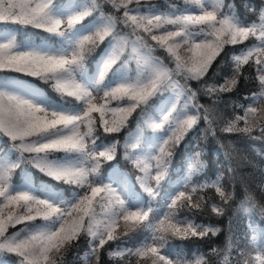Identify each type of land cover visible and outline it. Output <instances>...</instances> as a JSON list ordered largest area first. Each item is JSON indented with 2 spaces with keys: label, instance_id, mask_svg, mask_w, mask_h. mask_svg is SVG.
Here are the masks:
<instances>
[{
  "label": "snow or ice",
  "instance_id": "snow-or-ice-1",
  "mask_svg": "<svg viewBox=\"0 0 264 264\" xmlns=\"http://www.w3.org/2000/svg\"><path fill=\"white\" fill-rule=\"evenodd\" d=\"M244 6L255 19L225 0H182L166 10L151 0H0V141L8 143L0 151V257L101 264L106 253L112 264H264V230L251 219H264V205L247 191L235 209L249 219L243 247L231 219L223 247L204 252L183 243L220 233L198 214L223 216L235 202L224 185L225 171L237 179L232 141L228 150L220 146L224 162L214 176L205 171L203 149L181 161L175 180L170 175L176 149L201 122L204 140L217 131L236 134L264 157L256 147L264 145V7L248 0ZM21 28L48 36L37 43L25 32L18 39ZM226 47L230 75L217 83ZM245 66L254 75H245ZM21 76L49 85L56 99ZM241 79L256 80L258 91L243 97L246 103L233 102L231 117L218 115L222 94ZM134 114L136 131L122 147L136 174L113 168L106 176L104 165L121 147L116 137ZM101 136L111 140L98 144ZM29 165L54 184L34 182ZM17 170L22 182L14 180ZM259 187L264 191V183Z\"/></svg>",
  "mask_w": 264,
  "mask_h": 264
},
{
  "label": "trees",
  "instance_id": "trees-1",
  "mask_svg": "<svg viewBox=\"0 0 264 264\" xmlns=\"http://www.w3.org/2000/svg\"><path fill=\"white\" fill-rule=\"evenodd\" d=\"M148 2V0H146ZM226 3H234L237 14L242 18L247 16L249 20L255 19L256 17L253 15L251 11H246L245 9V0H225ZM151 3L155 4L161 10H166L172 4H180L182 0H151ZM254 9L258 10L261 7H264V0H248ZM110 9H106L108 11ZM15 27V26H13ZM25 32H27L28 36H30L35 42L39 43L40 41L47 38L48 34L44 33L42 30L37 29H20L17 33V36L22 39L25 37ZM51 42L55 43V40ZM103 50V45H101L100 49L97 50L93 55V60H95L100 52ZM227 55L222 54L220 58H218L217 63L223 61V67L220 69V75L216 78L217 83H223V77L230 75V56H231V47H226L225 49ZM157 55H163L161 52H157ZM215 68V65H214ZM245 75H254L253 68L249 66H245L244 68ZM211 75V71H210ZM21 79L26 80V82H32L33 84H38L39 87L51 98L56 99L57 94L50 88L49 85H45L42 82H38L35 78H26L21 76ZM192 87H198L196 82H191ZM258 91V82L254 79L243 80L241 79L237 88L234 89L231 93H225L221 96V102L216 106L217 114L222 115L224 118H229L233 115V102L243 104L246 101L243 97L249 95L250 93ZM200 103L209 104L210 101L206 97H201ZM136 114H134L133 118L130 120L128 127L124 129L116 139L121 141V147L118 149V155L115 161L108 162L104 165L103 171L106 176L111 175L113 168L117 169L121 173H132L135 175L132 165L126 161L123 157V139L128 136L129 132L135 133L136 131ZM222 123H218L216 127H221ZM205 127V124L201 122L199 128L193 129L188 136L186 137L185 142H183L180 147L176 149L177 155L174 160V170L170 173V175L175 180L177 178V173L180 171V163L190 154L201 151L203 149L201 159L204 160L207 164L206 173L209 176H214V174L218 171V165L224 162V157L220 153V146L223 145L226 150L229 149V141H232L231 150H233V167L237 169V179L235 181H229V173L227 171L224 172V185L228 187L230 190L234 192L235 202L231 203V207L225 212L223 216H216L211 213L207 209L205 211L198 214V222H203L205 224H213L219 226L221 228L220 233L211 238H205L202 240H190L185 241L184 246L186 250H190L193 247H198L201 251L207 252L213 246L223 247L225 244L226 237L229 235L227 229L229 227V220L231 219V228L233 237L240 242L241 247H243L247 241L244 239L245 236L249 232V221L243 214L236 213L235 209L239 207L240 201L244 198L245 191L250 192L256 199V201L264 205V191L259 187L262 183H264V157L255 153L251 147L249 141L240 138L236 134H224L217 131L216 136H209L207 140L202 138L203 133L200 132V128ZM143 136L146 138H151L153 136V130L144 126L143 128ZM111 140V137H108L107 140L103 136L101 139L97 141L98 144L101 142H108ZM197 145H199L197 147ZM8 147V143L6 140L0 141V151L5 150ZM256 147H260L262 151H264V145L259 143L256 144ZM13 158H15V154H13ZM243 158H247V161H251L252 163H247ZM27 171L30 176L33 177L34 182H47L50 185H53L54 182L50 179L44 177L38 170L32 168L30 165L27 166ZM23 173L20 170H17V174L14 177L15 182H22ZM59 187L61 190H64V186L55 185ZM137 190H139L137 186ZM70 194V192L66 193ZM208 195L212 196L213 199H217L213 192H209ZM262 229L264 230V222L262 224ZM172 243H180L179 241H172ZM131 246V245H129ZM87 247V242L84 239H81L79 242L80 254H83V251ZM76 255L75 250H69L66 255V260L72 262ZM235 256V253H233ZM0 264H17V257L13 254H6L0 257ZM78 264H82V262H78ZM101 264H112V262L108 259L106 253L101 255ZM132 264H135V260H133Z\"/></svg>",
  "mask_w": 264,
  "mask_h": 264
}]
</instances>
